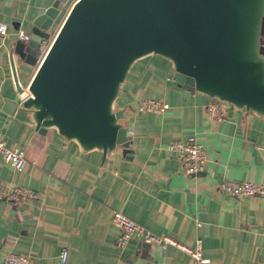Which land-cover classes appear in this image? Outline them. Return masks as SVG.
<instances>
[{
	"label": "crops",
	"instance_id": "0c3cea01",
	"mask_svg": "<svg viewBox=\"0 0 264 264\" xmlns=\"http://www.w3.org/2000/svg\"><path fill=\"white\" fill-rule=\"evenodd\" d=\"M56 0H0V136L24 151L22 169L0 154V261L6 251L28 256V264H192L174 246L161 249L131 237L114 241L122 211L158 234L202 243L207 264H264V198H236L221 192L224 179L264 183V117L226 104L221 119L206 111L210 99L173 82L169 61L151 55L131 67L117 107L131 143L104 159L100 151L81 153L53 128L40 133L23 105L40 59L28 63L16 47L18 30L31 34L33 20ZM75 0H59L49 45ZM24 42V41H22ZM22 90H17L12 72ZM166 102L162 112L140 111L142 99ZM194 136L205 152L203 168L188 175L166 146ZM14 188L32 196L11 197ZM67 258L61 262V249Z\"/></svg>",
	"mask_w": 264,
	"mask_h": 264
},
{
	"label": "water",
	"instance_id": "95a60500",
	"mask_svg": "<svg viewBox=\"0 0 264 264\" xmlns=\"http://www.w3.org/2000/svg\"><path fill=\"white\" fill-rule=\"evenodd\" d=\"M58 3L16 47L28 63V50L43 53L23 100L38 132L53 128L103 159L128 148L116 100L133 64L151 55L169 61L174 83L264 117V0H75L43 50Z\"/></svg>",
	"mask_w": 264,
	"mask_h": 264
},
{
	"label": "built area",
	"instance_id": "2783aa9c",
	"mask_svg": "<svg viewBox=\"0 0 264 264\" xmlns=\"http://www.w3.org/2000/svg\"><path fill=\"white\" fill-rule=\"evenodd\" d=\"M7 34L8 24L0 20V36L4 37ZM17 36L23 41L29 39V34L23 30H18ZM226 104L225 102L209 100L206 104L207 114L211 118L221 119L226 111ZM167 107L168 104L166 102L147 98L142 99L138 105L140 111L152 112H162ZM166 148L178 159L181 169L186 174H196L203 168L206 160L204 148L202 143L198 142L194 136H188L181 140H172L167 144ZM0 154L5 162L16 169H22L28 162L23 150L17 147H8L1 136ZM218 188L221 192L236 198L245 196L264 198V183L224 179L219 183ZM32 195L33 192L31 190L14 188L10 196L26 197ZM113 221L120 228V234L114 241L115 246L118 248H123L128 240L134 236L145 243L158 245L161 249H165L167 246H174L189 255L192 259V264H207L209 262V258L202 253V243L199 238L195 240L192 246L184 244L169 234H158L151 231L119 210L113 212ZM67 253V248L63 247L59 254L61 262H65ZM0 264H28V256L6 251L2 255Z\"/></svg>",
	"mask_w": 264,
	"mask_h": 264
},
{
	"label": "rangeland",
	"instance_id": "374dc122",
	"mask_svg": "<svg viewBox=\"0 0 264 264\" xmlns=\"http://www.w3.org/2000/svg\"><path fill=\"white\" fill-rule=\"evenodd\" d=\"M23 41V40H22ZM22 41H19V42H21V43H19L18 45H17V47L18 46H24L25 45V41L24 42H22ZM43 46V48H44V46H46L45 44H43L42 45ZM28 52H29V54L27 55H25V57H27L29 60H31V61H34V58L36 57V55L39 53V50L38 51H29L28 50ZM40 52H41V50H40ZM25 54V53H24ZM41 54V53H40Z\"/></svg>",
	"mask_w": 264,
	"mask_h": 264
}]
</instances>
